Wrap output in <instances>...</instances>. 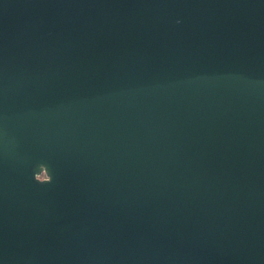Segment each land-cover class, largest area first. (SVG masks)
I'll return each mask as SVG.
<instances>
[{
  "label": "water",
  "instance_id": "water-1",
  "mask_svg": "<svg viewBox=\"0 0 264 264\" xmlns=\"http://www.w3.org/2000/svg\"><path fill=\"white\" fill-rule=\"evenodd\" d=\"M0 264H264V0H0Z\"/></svg>",
  "mask_w": 264,
  "mask_h": 264
},
{
  "label": "clouds",
  "instance_id": "clouds-1",
  "mask_svg": "<svg viewBox=\"0 0 264 264\" xmlns=\"http://www.w3.org/2000/svg\"><path fill=\"white\" fill-rule=\"evenodd\" d=\"M51 177H52V176H51ZM34 179H35V177H34ZM50 182H52V179H51V181H50ZM50 182H49V183H50Z\"/></svg>",
  "mask_w": 264,
  "mask_h": 264
}]
</instances>
